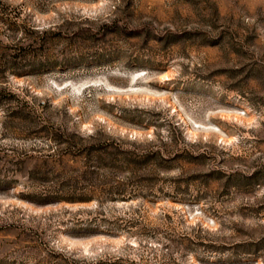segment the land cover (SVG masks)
Masks as SVG:
<instances>
[{
    "label": "rangeland",
    "instance_id": "obj_1",
    "mask_svg": "<svg viewBox=\"0 0 264 264\" xmlns=\"http://www.w3.org/2000/svg\"><path fill=\"white\" fill-rule=\"evenodd\" d=\"M0 264H264V0H0Z\"/></svg>",
    "mask_w": 264,
    "mask_h": 264
},
{
    "label": "trees",
    "instance_id": "obj_2",
    "mask_svg": "<svg viewBox=\"0 0 264 264\" xmlns=\"http://www.w3.org/2000/svg\"><path fill=\"white\" fill-rule=\"evenodd\" d=\"M50 32V28H45L41 31L40 35V47H44L46 43V37L44 36L45 33ZM25 65V64H24ZM96 150H101L103 152H113L114 154H118L121 156V160L127 162H137L138 160L149 161L157 155V152L154 150L144 149L141 151L137 144L131 143L130 148L121 147L120 142H105L96 144ZM142 152V153H141ZM92 263H100L102 259H91Z\"/></svg>",
    "mask_w": 264,
    "mask_h": 264
}]
</instances>
